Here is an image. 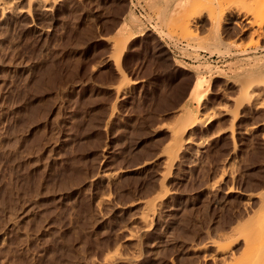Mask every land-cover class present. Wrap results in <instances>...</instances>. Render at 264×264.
Listing matches in <instances>:
<instances>
[{
    "label": "rangeland",
    "instance_id": "1",
    "mask_svg": "<svg viewBox=\"0 0 264 264\" xmlns=\"http://www.w3.org/2000/svg\"><path fill=\"white\" fill-rule=\"evenodd\" d=\"M45 1L0 4V264H228L238 253L248 264L250 251L264 264V95L253 99L261 107L239 111L235 152L226 98L241 82H212L263 68L264 21L255 24L264 12L252 15L254 29L240 13L264 1ZM194 13L190 34L178 24ZM134 15L141 28L117 32ZM211 17L222 21L220 62L195 59L218 52L204 45ZM242 27L244 40L226 39ZM200 73L211 80L200 122L171 162V132L186 123L183 103ZM251 227L260 241L250 249Z\"/></svg>",
    "mask_w": 264,
    "mask_h": 264
},
{
    "label": "bare ground",
    "instance_id": "2",
    "mask_svg": "<svg viewBox=\"0 0 264 264\" xmlns=\"http://www.w3.org/2000/svg\"><path fill=\"white\" fill-rule=\"evenodd\" d=\"M1 1H3V0H0V4H1ZM6 1H8V0H6ZM15 2V0H11V2ZM17 1V0H16ZM41 1L42 0H29V4L30 3H32V2H39V3H41ZM45 1V0H44ZM144 1V0H143ZM150 2H151V0H149ZM197 1V0H196ZM264 1V0H263ZM4 2V1H3ZM3 2H2V4H3ZM8 2H10V1H8ZM7 2V3H8ZM10 2V3H11ZM46 2V1H45ZM221 2H222V0H221ZM261 2H262V0H261ZM6 3V4H7ZM44 3V2H43ZM1 4V5H2ZM4 4H5V2H4ZM5 4V5H6ZM9 4V3H8ZM7 4V5H8ZM42 4V3H41ZM133 4V3H132ZM221 4V3H220ZM41 6V5H40ZM262 6V5H261ZM230 8V7H229ZM236 9V8H235ZM239 9V8H238ZM254 9V8H253ZM225 10H227V9H225ZM237 10V9H236ZM241 10V12H242V9H240ZM256 10H257V8H256ZM221 11V10H220ZM232 11H234V10H232ZM239 11V10H238ZM224 12V11H223ZM227 12H229V11H227ZM235 12H237V11H234V13ZM263 12H264V4H263V6H262V8L260 7V10H259V12H253L252 11V13L250 14V11H249V13H245V15L243 14V13H240L241 15H243L244 17H241V21H242V19H244V18H246L247 16H249L250 15V17L253 15V16H255V17H257L258 15H263ZM193 13V12H192ZM231 12H229V14H230ZM238 13V14H239ZM128 14H130V13H128ZM134 14H136L135 12H134ZM215 14V13H214ZM236 14V13H235ZM237 14V15H238ZM217 15V14H216ZM215 15V16H216ZM222 15H223V13H222ZM221 15V12H220V16H222ZM232 15H233V13H232ZM260 15V16H261ZM135 16V17H134ZM134 16H132V17H130V19L129 20H127L126 22H122V24L120 25V27H119V31H117V32H120V29L125 25V29H127V32L129 33V31L131 30L132 32H133V30L135 29H139V28H141V25L140 24H138L136 21V18H137V16L136 15H134ZM225 16V15H224ZM226 16H227V14H226ZM252 16V20L251 19H249V20H247V27L249 26L250 28H253L252 26L256 23V20H253L254 19V17ZM190 18L188 19V16H187V19L188 20H186V24L184 25L185 26V29H183L184 28V26H182V22H178L179 24H178V26H180V27H182V30L183 31H187V33L189 32L190 34L194 31V29H193V27L192 26H190V28H191V31H189L190 29L188 28V26L189 25H191L192 24V21H194L195 22V20H194V18L195 17H200V15L197 13V14H193L192 16H191V14H190V16H189ZM219 16H217V18H218ZM127 18H129V17H127ZM127 18H125V19H127ZM186 18V17H185ZM217 18L214 20L212 17L209 19V21H210V27H212V30L214 31H212L211 29V31L214 33L213 34V36L209 39V41H206V42H204L205 44L204 45H206V49L207 48H214L215 49V51H218V52H209L210 53V56L208 57V58H211L212 56H214V55H218V56H221L222 58H223V55L224 54H222V51L224 52V51H226L225 49L223 50L222 48H220L221 46H224V44H223V42H222V40H221V36L219 35V30L222 28V26L220 27V25H221V19H220V21H218L217 20ZM223 18V17H222ZM233 18V17H232ZM260 18V17H259ZM262 18H264V17H262ZM261 18V19H262ZM124 19V20H125ZM138 19V18H137ZM191 19H193L192 21H191ZM229 19V18H228ZM224 20H226V19H224ZM258 20V19H257ZM139 21V20H138ZM181 21V20H180ZM255 21V22H254ZM263 21L264 20H261V22H258V24L256 23L255 25H257L258 27L259 26H262V23H263ZM227 22V21H226ZM225 22V23H226ZM233 22V21H232ZM236 23V22H235ZM176 24H177V20H176ZM242 24H244V23H242ZM142 25H143V23H142ZM177 26V25H176ZM199 27V26H198ZM200 27H201V24H200ZM232 27V26H231ZM247 27H246V29H247ZM248 27V28H249ZM187 28H188V30H187ZM196 28V27H195ZM228 28V27H227ZM261 28V27H260ZM263 28V27H262ZM142 29H143V27H142ZM209 29V28H208ZM245 29V30H246ZM254 29V28H253ZM256 29V28H255ZM264 29V28H263ZM193 30V31H192ZM226 30V29H225ZM224 30V31H225ZM257 30V29H256ZM256 30H253V32H255ZM262 30V29H261ZM138 31V30H137ZM196 31H198V30H196ZM222 31V30H221ZM242 32H244L243 31V27H242V30H241ZM250 31V30H249ZM259 31V30H258ZM139 32V31H138ZM137 32V33H138ZM143 32V31H142ZM228 32V31H227ZM231 32V31H230ZM262 32V31H261ZM121 33V32H120ZM119 33V34H120ZM131 33V32H130ZM134 33V32H133ZM167 33V32H166ZM172 33V32H171ZM256 34L258 33L257 31L255 32ZM259 33H260V31H259ZM264 33V32H263ZM173 34V33H172ZM249 34H250V32H249ZM254 33H252V35H253ZM129 36H131L130 34H128ZM251 35V36H252ZM259 35V34H258ZM262 35V38H263V34H260V36ZM171 35H169L168 37H170ZM248 36V35H247ZM259 36V37H260ZM134 37V36H133ZM172 37V36H171ZM257 37V36H256ZM129 38V37H128ZM223 38V37H222ZM225 38V37H224ZM250 38V37H249ZM251 38H253V36L251 37ZM255 38V37H254ZM123 39V38H122ZM116 40H119V41H117L118 43H116ZM115 40V45H116V50H121V47L123 46V42L121 41L120 42V38L119 39H116ZM225 40V39H224ZM223 40V41H224ZM229 41L231 40V39H228ZM241 40V39H240ZM253 41V40H252ZM232 42H233V40H232ZM234 42H235V40H234ZM233 42V43H234ZM236 43V42H235ZM191 46V45H190ZM197 47V46H196ZM196 47H194V49H195V51H196ZM225 47V46H224ZM228 47V46H227ZM227 47H226V49H227ZM191 48H192V46H191ZM199 48V46L197 47V49ZM264 48V47H263ZM193 49V48H192ZM245 50V49H244ZM187 51V50H186ZM197 51H199V50H197ZM207 51V50H206ZM214 51V50H213ZM229 51V50H228ZM256 51V50H255ZM221 52V53H220ZM237 52V51H236ZM238 53V52H237ZM241 53H242V51H241ZM258 53V52H257ZM233 54V53H232ZM116 55V57H117V60H118V58H119V55H118V53H116L115 54ZM198 55V54H197ZM252 55V54H251ZM183 56V55H182ZM254 56V55H253ZM263 56H264V54H263ZM200 56H198V57H196L195 59H197V60H200V58H199ZM251 57V56H250ZM221 58V59H222ZM227 58V57H226ZM255 58H257L256 56L254 57V60H255ZM120 59V58H119ZM257 59H260V58H257ZM262 59V58H261ZM178 59H176L175 61H177ZM263 60V59H262ZM209 61V60H208ZM221 61V60H220ZM220 61H218V62H220ZM260 61L261 60H259V61H253L252 62V65L251 64H247L249 67H250V65L252 66V67H254V65L256 66L257 64V62H259V64H260ZM178 62V61H177ZM212 62V61H211ZM229 62V61H228ZM227 62V63H228ZM262 62V61H261ZM203 63V62H202ZM246 63H248V62H246ZM250 63V62H249ZM253 63H255V64H253ZM264 63V62H263ZM189 65V64H188ZM199 65V64H198ZM202 65V64H201ZM204 65V64H203ZM202 65V66H203ZM208 65V64H207ZM210 65V64H209ZM119 66V65H118ZM200 66V65H199ZM242 66V65H241ZM244 66V65H243ZM243 66H242V68H243ZM205 67V66H204ZM199 68V67H198ZM202 68V67H201ZM206 68V67H205ZM241 68V69H242ZM257 68V67H256ZM263 68H264V66H263ZM262 68V69H263ZM209 69V68H208ZM260 69V68H259ZM261 69V71H263ZM202 70V69H201ZM207 70V69H206ZM246 70V69H245ZM248 70V69H247ZM246 70V71H247ZM212 71V70H211ZM258 71V70H257ZM260 71V72H261ZM200 72V71H199ZM207 72V71H206ZM223 72V71H222ZM222 72H218V73H222ZM243 72H244V70H243ZM242 72V73H243ZM259 72V71H258ZM217 73V72H216ZM207 74V73H206ZM227 74V73H226ZM262 75L264 74V72L263 73H261ZM261 74H259V76L261 75ZM219 76V75H218ZM257 77V74H255L254 72H251L250 73V75L248 76V77H245L244 76V79L243 78H241L240 79V84H237V86H238V89H237V95L236 96H233V95H235V94H233V92L231 91L232 90V88L234 89V87H232L231 88V92H232V94H231V92H230V94L233 96V97H230V96H228L229 98H226L227 97V95L228 94H225L226 96H225V98L226 99H228V100H230V102H231V108H232V110H231V108L229 109L231 112H229L228 110H225V111H227V112H225V113H227V114H229V113H232V111H233V115H232V117H231V115L229 116V117H231L232 118V120H230V118H229V120L231 121V123H230V126L229 127H231V129L228 127L227 129H229L230 130V132H231V136H229L230 138L229 139H231L232 140V142H233V148H232V150L233 151H235L236 152V148L238 147L237 146V139L235 140V136H234V129H236V128H234V124L236 123H234V121L238 118V117H240V116H238L242 111H241V109H243L244 107H245V105L247 104V105H249V106H254L255 107V110H256V108H258V107H261L262 105H261V103H259V102H257L259 99H257L262 93H263V95H264V76H261V77ZM226 77V76H225ZM218 78V77H217ZM230 79V78H229ZM231 80V79H230ZM236 80V79H235ZM235 80L234 81H232L231 80V82H234L235 84L236 83H239L237 80V82H235ZM132 82V81H131ZM210 82H211V80L210 79H208L207 78V76L205 75V73H200V74H197L196 75V78H195V81H194V84H193V87H192V89H191V91H190V93H189V96L187 97V99L185 100V102L183 103V112H184V114H183V116L185 115V117H184V121H186V123H182V125H180L181 123H179L178 125L179 126H176V127H174L173 129H172V140H171V143L170 144H168L169 146H167L168 148H167V150H168V153L167 154H169L168 156H169V160H171V162H174L175 161V158H177V155L179 154V152H180V150H181V148H186L187 146H184L183 145V143L184 142H186V143H190L191 141H190V138L191 137H189V135H191L190 134V131H191V129H192V127L193 126H195V125H197L199 122H200V119H199V117H198V115L200 114V110H202L203 109V104H205V102H204V100H205V98H206V96H207V94H208V90L207 89H205L206 87H208L209 86V84H210ZM226 82H228V79L226 80ZM225 83V82H224ZM231 84V83H230ZM233 85V84H232ZM234 86V85H233ZM236 86V85H235ZM236 86V87H237ZM229 87V86H228ZM229 89H230V87H229ZM236 89V88H235ZM259 89H261L262 91H259ZM258 90V91H257ZM253 99L254 100H257L256 102H254L253 101ZM228 104V103H227ZM246 105V106H247ZM264 106V105H263ZM248 107V106H247ZM222 107H220V109H221ZM249 108V107H248ZM247 108V109H248ZM253 108V107H252ZM223 109V108H222ZM225 109H227L226 107H225ZM250 109V108H249ZM248 109V110H249ZM254 109V108H253ZM253 109H252V111H253ZM223 111V110H222ZM239 111H241L240 113H239ZM244 112V111H243ZM246 112V111H245ZM249 112V111H248ZM220 114H222L221 112H219ZM239 113V114H238ZM249 115V114H248ZM215 116V115H214ZM250 116V115H249ZM211 117V116H210ZM185 118H186V120H185ZM245 118V117H244ZM213 119V118H212ZM211 118H208L206 121H204V124L205 125H207V124H209L210 123V121L212 120ZM238 119H240V118H238ZM182 122V121H181ZM263 125V124H262ZM227 126V125H226ZM221 129V128H220ZM227 129H226V131H227ZM247 129V128H246ZM223 130V129H222ZM232 130V131H231ZM245 130V129H244ZM224 131V130H223ZM247 131H249V130H247ZM253 131V130H252ZM219 132V131H218ZM230 132H229V134H230ZM246 132V131H245ZM220 134L222 133V131L220 130V132H219ZM226 133V132H225ZM237 133V132H236ZM244 133V132H243ZM246 134H247V132H246ZM238 135V134H237ZM263 135H264V133H263ZM262 135V136H263ZM263 138V137H262ZM188 143V144H189ZM185 144V143H184ZM199 144H201V143H199ZM184 146V147H183ZM166 150V151H167ZM183 150V149H182ZM181 150V151H182ZM238 150V149H237ZM165 151V152H166ZM184 151V150H183ZM232 153V152H231ZM234 153V152H233ZM167 154H166V156H167ZM167 160H168V157H167ZM221 161V160H220ZM226 161V160H225ZM229 162V161H228ZM227 162V163H228ZM231 162V161H230ZM168 164V163H167ZM229 164V163H228ZM221 165V164H220ZM226 165V164H225ZM230 165H232V163L230 164ZM230 165H228L229 167H230ZM168 166H170V164L168 165ZM171 166H172V164H171ZM227 166V165H226ZM225 166V167H226ZM229 167H227V168H229ZM233 167V166H232ZM168 168H172V167H168ZM224 168V167H223ZM231 170H232V168H230ZM229 169V170H230ZM220 170H222V168L220 169ZM227 170V169H226ZM234 170H235V167H234ZM233 170V171H234ZM169 172H170V170H169ZM223 172V170L221 171V173ZM224 172H227V171H225V169H224ZM168 173V172H167ZM231 173V172H230ZM234 173V172H233ZM232 173V175H234ZM224 174V173H223ZM226 174V173H225ZM221 175V174H220ZM167 176V175H166ZM222 176V175H221ZM220 177V176H219ZM223 177V176H222ZM232 177H234V176H232ZM221 178V177H220ZM220 178H218V180L220 179ZM165 179V178H164ZM221 180V179H220ZM222 181V180H221ZM164 183V182H163ZM232 187V186H231ZM233 189V188H232ZM264 189V188H263ZM262 190V189H261ZM264 191V190H263ZM263 191H261V194H262V192ZM264 193V192H263ZM263 195V194H262ZM264 197V196H263ZM263 199V201H262V204H263V206H264V198H262ZM151 206L153 205L154 206V204H150ZM149 207L148 209H154V207ZM262 206V205H261ZM260 206V207H261ZM262 206V207H263ZM154 211V210H153ZM258 211V210H257ZM264 210H261V212L260 213H262V215L264 214V212H263ZM150 212H151V210H150ZM259 212V211H258ZM146 214V213H145ZM153 214V213H152ZM255 214H257V213H255ZM258 215H260L259 213H258ZM257 215V216H258ZM145 216V215H144ZM143 216V217H144ZM147 216L148 215H146L145 217H146V222L148 221L147 220ZM142 217V218H143ZM148 218H150L151 219V217H148ZM259 218V217H258ZM257 218V220L258 221H256V219L253 221L254 223L255 222H258V224H259V219ZM249 220H253V218L251 219H249ZM144 222H145V220H144ZM248 223V225H250L251 226V223L250 222H247ZM246 223V224H247ZM254 223H252V226L254 225V227L256 226V223L254 224ZM147 224V223H146ZM254 227H251V229L254 231ZM256 227H258V225L256 226ZM260 231H262V232H264L263 231V227H261V228H258ZM257 229V230H258ZM251 230V231H252ZM244 231H247L245 228H244V230L243 231H241V232H244ZM252 231V232H253ZM240 231L238 230H234V234L232 233L231 234V237L233 238V239H228V240H230V241H232V240H234V237L236 238H238L239 239V234L241 233H239ZM252 232H250V234H251V239H250V236L248 237V239H247V241L245 240V242L244 241H242V242H244V246H245V244H249L250 245V249H251V247H253L252 246V244L254 245V244H257L256 242H258L257 240L259 239V241H260V238H258V236H257V238H255L256 236H252V234L254 235L255 234V231H254V233H252ZM262 232H258L259 234H261ZM248 233V232H247ZM239 235V236H233V235ZM242 234V233H241ZM246 234V233H245ZM249 234V235H250ZM228 235L230 236V234L228 233ZM227 234H226V237L228 236ZM255 235H258V234H255ZM261 235H263L264 236V233L263 234H261ZM228 236V237H229ZM227 237V238H228ZM230 237V238H231ZM240 238H242L243 239V237L241 236ZM254 238V239H253ZM262 238H264V237H262ZM238 239H235L234 241H236V244L238 243L237 241H238ZM253 239V240H252ZM224 240H226V239H224ZM252 240V241H251ZM256 242H255V241ZM240 241V240H239ZM249 242V243H248ZM262 242H264V240L262 241ZM228 243V242H227ZM233 243V242H232ZM259 243V242H258ZM226 244V243H225ZM224 244V245H225ZM223 245V244H222ZM233 245V244H232ZM220 246V250L222 251L223 250V252H225V253H227V249H228V247L227 246H221V245H219ZM257 246H258V244H257ZM246 247L247 248H245L244 250L245 251H247L246 249H248L249 248V246H247L246 245ZM255 247V246H254ZM263 248H264V245H263ZM233 249V248H232ZM225 250H227V251H225ZM248 251H250V250H248ZM247 251V252H248ZM254 251H255V248H254ZM254 251H253V254H254ZM264 250L262 249V250H260L259 252H257L258 253V256H259V254L261 253V252H263ZM232 252V250L230 251V253ZM233 252H235V250L233 251ZM237 252V251H236ZM222 253V252H221ZM224 253V254H225ZM252 252L250 251V253H248V254H250V259H249V263H250V261H252V263H255L254 261H256V262H259L258 264H263V262L261 261V260H259V261H257L256 259H255V257H252L251 254ZM264 253V252H263ZM229 254V253H228ZM242 256H245V254H242V253H240ZM239 253L237 254L238 256H239V258L237 257V258H235V256H234V259H232V261L230 260V258L228 259L229 261H228V264H229V262L231 261L232 263H233V260H235L236 259V263L235 264H237V259H239L238 260V262H240V263H238V264H241V255H240ZM232 255H234V254H231V257H232ZM235 255H236V253H235ZM236 255V256H237ZM224 256H226V254L224 255ZM229 256V255H228ZM241 256V257H240ZM252 257V258H251ZM224 258V257H223ZM225 258H227V257H225ZM233 258V257H232ZM244 259V258H243ZM254 259V260H253ZM222 260V259H221ZM227 260V259H226ZM262 263H261V262ZM248 263V264H249ZM222 264H223V262H222ZM225 264H227V263H225Z\"/></svg>",
    "mask_w": 264,
    "mask_h": 264
},
{
    "label": "crops",
    "instance_id": "3",
    "mask_svg": "<svg viewBox=\"0 0 264 264\" xmlns=\"http://www.w3.org/2000/svg\"><path fill=\"white\" fill-rule=\"evenodd\" d=\"M243 34V32L242 31H240L238 28H235V30H232L231 32H227L226 34H224L225 35V37H226V39H231L230 41H238V43H240V39L241 40H244V38L241 36ZM139 36V35H138ZM250 37V35L247 37V38H249ZM246 42V41H245ZM262 44H264V43H262ZM170 50V49H169ZM236 52V49H234V50H232V53H235ZM229 56H228V60H229ZM231 60H233V61H235L236 59H240V56L239 57H232V58H230ZM191 62V61H190ZM197 63V62H196ZM261 69L262 68H260V69H258V71L256 70V71H254V73L255 74H257V77L259 76V74H261V73H263L264 72V68L262 69L263 71H261ZM261 71V72H260ZM261 76H264V74L262 75H260L259 77H261ZM248 77V76H247ZM241 78H243L244 79V77H241ZM240 77H237V81L238 82H240V79H241ZM232 81H234V80H232ZM237 81H235V82H237ZM243 81V80H242ZM241 81V82H242ZM212 82H226V78L225 77H215L214 79H213V81ZM228 82H231V80H228Z\"/></svg>",
    "mask_w": 264,
    "mask_h": 264
},
{
    "label": "built area",
    "instance_id": "4",
    "mask_svg": "<svg viewBox=\"0 0 264 264\" xmlns=\"http://www.w3.org/2000/svg\"><path fill=\"white\" fill-rule=\"evenodd\" d=\"M182 46H187V43H186L185 41H183V42H182ZM170 51H171L172 53H175L176 48H175L174 46H170ZM198 54H199V56H200V60H201V61L207 60L208 57L210 56V53L204 52V51H202V50H199V51H198ZM177 55H178V54H177ZM221 58H222L221 56L214 55V56L211 57V61L217 60V62H218V61L221 60Z\"/></svg>",
    "mask_w": 264,
    "mask_h": 264
}]
</instances>
